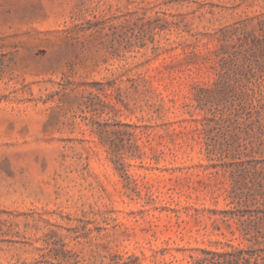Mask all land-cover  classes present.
I'll list each match as a JSON object with an SVG mask.
<instances>
[{
    "label": "rangeland",
    "instance_id": "obj_1",
    "mask_svg": "<svg viewBox=\"0 0 264 264\" xmlns=\"http://www.w3.org/2000/svg\"><path fill=\"white\" fill-rule=\"evenodd\" d=\"M234 54L223 88L264 100V0H0V264H195L248 247L217 214L238 207L196 109L205 89L221 101ZM98 82L108 96L90 101ZM234 99L214 142L263 153V122Z\"/></svg>",
    "mask_w": 264,
    "mask_h": 264
},
{
    "label": "trees",
    "instance_id": "obj_2",
    "mask_svg": "<svg viewBox=\"0 0 264 264\" xmlns=\"http://www.w3.org/2000/svg\"><path fill=\"white\" fill-rule=\"evenodd\" d=\"M248 36V35H246ZM226 58L218 72L219 82L217 83L216 91H219L221 101L214 104V91L207 89L197 95L198 105L196 109L206 111L202 119L197 120L202 125L203 135V153L206 154L210 161L208 169L215 170L216 174L221 172L228 174V182L220 180V184H232V187H225L228 193V198L231 199L230 204L237 207H254L249 213L241 214L236 211L226 210L218 212L222 215L223 223L227 224L229 229H232L230 221H234L238 227L239 238L249 243L248 247L234 246L226 244L225 250H202V256L195 259V264H264V158H257L256 155H264L254 150V147L248 150H242L240 147L235 148L236 142H231L227 139L224 143L214 142L212 134L217 131V135H228V127L232 121L233 108L235 107V97L240 100L241 111L246 114L247 118H254L252 124H261L260 133L264 138V100L258 99L254 102V94L248 91L243 94H230L226 91L224 80L230 78L234 71L239 70L237 58L234 55ZM264 66V64H263ZM91 87L98 91H91L87 98L90 101L100 99L99 93L108 96L107 91L111 88L109 83H95ZM216 98V97H215ZM217 99V98H216ZM250 102L249 105H246ZM224 102V103H222ZM211 113V114H210ZM257 118V119H256ZM123 127H132L130 125L121 124ZM101 139L108 144L109 139L106 137V131L101 127L99 130ZM247 138L249 133L247 131ZM133 135V134H131ZM249 140V144H252ZM141 148V145H139ZM109 155L115 157V150L110 149ZM216 220L215 222H217ZM217 230H221L219 225L215 226ZM232 234H236V230H231Z\"/></svg>",
    "mask_w": 264,
    "mask_h": 264
}]
</instances>
